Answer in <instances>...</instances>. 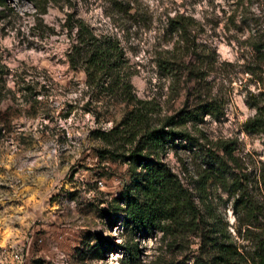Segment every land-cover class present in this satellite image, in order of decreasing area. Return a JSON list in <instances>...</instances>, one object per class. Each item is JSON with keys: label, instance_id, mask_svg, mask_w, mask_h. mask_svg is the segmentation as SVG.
Wrapping results in <instances>:
<instances>
[{"label": "rangeland", "instance_id": "rangeland-1", "mask_svg": "<svg viewBox=\"0 0 264 264\" xmlns=\"http://www.w3.org/2000/svg\"><path fill=\"white\" fill-rule=\"evenodd\" d=\"M34 1L0 0V264H123L132 242L140 264H190L198 246L190 231L142 235L124 226L117 196L128 166L100 151L107 144L92 129L107 130L134 105L87 89L83 72L68 67L60 26L67 13L118 37L132 91L151 101L153 121L198 98L220 99V115L187 121L181 126L191 138L167 143L157 157L192 190L201 224L212 222L247 256L264 238V210L248 217L235 202L243 192L264 205V125H243L255 111L244 99L264 89L263 72L249 71L257 60L250 42L264 35V0ZM177 12L194 19L188 36L205 60L202 80L185 71L171 80L156 65L172 47L192 60L166 25ZM217 140L233 156V175L224 179L212 176V155L222 152Z\"/></svg>", "mask_w": 264, "mask_h": 264}, {"label": "trees", "instance_id": "trees-1", "mask_svg": "<svg viewBox=\"0 0 264 264\" xmlns=\"http://www.w3.org/2000/svg\"><path fill=\"white\" fill-rule=\"evenodd\" d=\"M30 1L36 7L35 1ZM193 23L191 16L178 12L166 19L167 28L176 32L177 42L183 43L185 52L192 56V60L177 58L172 47L156 58V65L171 80L178 77L180 71H185L187 77L195 80H202L206 74L203 68L205 60L200 58L194 40L188 36ZM60 26L65 30L67 38L65 56L68 67L83 72L86 88L134 105L107 130L92 129V133L107 144L100 151L111 158L125 161L128 166L129 181L117 196L123 205L124 226L142 235L155 231H160L162 235L169 233L174 237L184 231L194 233L199 239L190 264H238V258H245L250 264H264V238H259L251 252L245 256L230 239L223 237L220 229L212 222H206L203 226V213L194 200L192 190L182 183L164 160L157 157V151L167 143L175 139L191 138L187 129L181 125L187 121H200L202 114L214 117L220 115V99L214 96L198 98L191 108L180 107L161 120L153 121L151 101L138 98L132 91L129 80L131 70L118 37L113 33L95 32L83 18L70 13L66 14ZM47 28L52 29L51 26ZM250 46L257 60L249 71L255 74L263 72L264 75V35H258L250 42ZM251 96H246L244 101L255 111L253 116L245 119L243 125L247 130H256L264 125V89ZM216 144L222 152L212 155V176L224 179L226 171L233 175L232 168L227 164V157L233 162L231 147L225 140H217ZM151 153H154L153 158ZM258 179L264 199V170H259ZM232 183L237 187L240 185L236 184L235 175L232 176ZM235 202L240 204L248 217L255 216L258 210H264L263 202L258 206L243 192L238 194ZM97 250L101 251L102 248ZM124 250L123 264H140L137 255L139 249L135 242L126 243ZM171 264L179 263L176 260Z\"/></svg>", "mask_w": 264, "mask_h": 264}]
</instances>
